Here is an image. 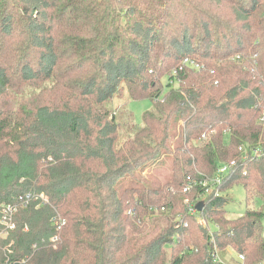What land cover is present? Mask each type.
<instances>
[{
  "label": "trees",
  "instance_id": "16d2710c",
  "mask_svg": "<svg viewBox=\"0 0 264 264\" xmlns=\"http://www.w3.org/2000/svg\"><path fill=\"white\" fill-rule=\"evenodd\" d=\"M263 217L264 0H0V264H263Z\"/></svg>",
  "mask_w": 264,
  "mask_h": 264
},
{
  "label": "built area",
  "instance_id": "2783aa9c",
  "mask_svg": "<svg viewBox=\"0 0 264 264\" xmlns=\"http://www.w3.org/2000/svg\"><path fill=\"white\" fill-rule=\"evenodd\" d=\"M203 65L200 64L199 61L191 59L190 57H185L181 64L179 69L182 68H190V69H200ZM173 74H176V70L173 71ZM179 81V79H177ZM204 137V135H203ZM257 152V149L255 150V153ZM231 168V165L228 163L221 164L217 167L215 173L211 176L208 175H200L199 178L187 177L188 183L183 188V191H189L190 188H192L195 185L201 186L204 189L203 198L207 195L214 194L222 195V191L220 190V185L223 182L225 174L229 171ZM42 198L44 201H47V198L43 194H36L34 191L27 192L25 194H22L18 197L17 202L12 205H7L4 209V214L2 221L5 225V227L12 228L13 223L11 221L12 214L16 210L18 205L25 204L29 201H31L34 198ZM196 208H193L191 211L195 212ZM53 223L56 225L57 230H60L65 221L62 219H58L57 216H54L52 218ZM199 222L202 224H206L205 220L200 218ZM58 235L54 236L52 239L56 240ZM231 252L235 253L232 254ZM214 256L215 260L219 261L221 264H243L244 255L240 253H236L231 247H227L224 251L219 250L217 247H214ZM264 264V259L262 261Z\"/></svg>",
  "mask_w": 264,
  "mask_h": 264
},
{
  "label": "rangeland",
  "instance_id": "374dc122",
  "mask_svg": "<svg viewBox=\"0 0 264 264\" xmlns=\"http://www.w3.org/2000/svg\"><path fill=\"white\" fill-rule=\"evenodd\" d=\"M228 34V33H227ZM166 79H163V84L165 85V83L168 81V78L165 77ZM176 85V83H175ZM127 97H125V94L123 96V98L121 99H116L115 102L116 103H120L124 100H126ZM153 102L150 98H142V99H133L130 100L127 104V107H125V111L126 112H131L134 120L137 124L141 125L142 124V116L143 113L147 110H150L152 108ZM129 109V111H128ZM182 129V124L181 121H178L176 124V132L179 135L180 131ZM121 133H124V130H121ZM176 138L173 139V141ZM171 148H173V145H170ZM147 170H145L143 172V174H146ZM228 197V202L226 204V209L229 212V214L232 217H236L239 214H242L245 211L246 208V198H245V190L243 188L242 185L240 184H235L233 185L229 190L226 191V194H224ZM258 205V204H257ZM263 238H264V217H263ZM169 252V251H168ZM232 254H235L233 252H231Z\"/></svg>",
  "mask_w": 264,
  "mask_h": 264
},
{
  "label": "water",
  "instance_id": "95a60500",
  "mask_svg": "<svg viewBox=\"0 0 264 264\" xmlns=\"http://www.w3.org/2000/svg\"><path fill=\"white\" fill-rule=\"evenodd\" d=\"M203 206H204V202L203 201H199V202L196 203L195 208H196L197 211H201Z\"/></svg>",
  "mask_w": 264,
  "mask_h": 264
}]
</instances>
